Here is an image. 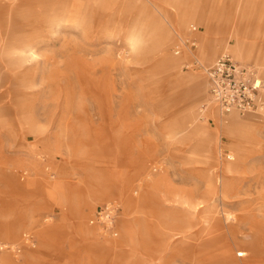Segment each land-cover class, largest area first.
Returning a JSON list of instances; mask_svg holds the SVG:
<instances>
[{
    "label": "rangeland",
    "instance_id": "374dc122",
    "mask_svg": "<svg viewBox=\"0 0 264 264\" xmlns=\"http://www.w3.org/2000/svg\"><path fill=\"white\" fill-rule=\"evenodd\" d=\"M224 54L264 80V0H0V264H264V104L211 113Z\"/></svg>",
    "mask_w": 264,
    "mask_h": 264
},
{
    "label": "built area",
    "instance_id": "2783aa9c",
    "mask_svg": "<svg viewBox=\"0 0 264 264\" xmlns=\"http://www.w3.org/2000/svg\"><path fill=\"white\" fill-rule=\"evenodd\" d=\"M174 52H180L178 45L174 46ZM206 76L208 106L215 105L222 114L231 111L245 114L263 106L264 80L253 66L224 54L206 69ZM109 210V205L102 206L96 212L95 220L107 218Z\"/></svg>",
    "mask_w": 264,
    "mask_h": 264
},
{
    "label": "crops",
    "instance_id": "0c3cea01",
    "mask_svg": "<svg viewBox=\"0 0 264 264\" xmlns=\"http://www.w3.org/2000/svg\"><path fill=\"white\" fill-rule=\"evenodd\" d=\"M207 59H210L209 57H207ZM180 116L182 118H187V119H192V114L191 111L189 110L188 107H186V105L183 107L182 112L180 114ZM234 117V116H232ZM233 119V118H232ZM231 121H224V120H220L222 126L224 124V126H226L229 131H240V135H248V136H252L254 135V131L257 127V123L253 120H250V118H244L242 120H232ZM185 129V128H184ZM188 131V135H202L203 136V140H204V144L206 146V142L209 143L208 139H209V131H200L201 130V126L199 124H197L196 126L190 127L189 129H187ZM212 137L214 138V142L218 145L219 143V136L216 135H212ZM208 150V149H207ZM210 151V150H208ZM239 255H242L241 253H239ZM226 264H230L229 261H226Z\"/></svg>",
    "mask_w": 264,
    "mask_h": 264
},
{
    "label": "bare ground",
    "instance_id": "6f19581e",
    "mask_svg": "<svg viewBox=\"0 0 264 264\" xmlns=\"http://www.w3.org/2000/svg\"><path fill=\"white\" fill-rule=\"evenodd\" d=\"M234 47H235V53H236V55L237 56H239V57H242V54H241V45L240 44H235L234 45ZM181 79V78H180ZM179 80V79H178ZM177 79L175 80V83H176V81H178ZM191 102H187L186 103V107H188L189 108V110L191 111V114H192V119H187L186 117L184 118V121H186L187 123H188V125L190 124V125H194V126H196L197 124H194L193 122L195 121L196 122V120H195V118H194V116H193V113H192V108H191ZM210 107V109H212L213 111H211V113L212 114H214L215 116H216V113L214 112V110H216L217 109V107L215 106V105H210L209 106ZM208 107V108H209ZM216 108V109H215ZM221 113V112H220ZM228 115H230L231 117L233 116V112H229L228 113ZM198 116V115H197ZM197 119V118H196ZM221 120H224V119H222V118H220ZM228 120V119H227ZM224 121H226V120H224ZM190 122V123H189ZM193 123V124H192ZM224 125V124H223ZM213 138V137H212ZM230 158V157H229ZM227 169H230V167H226ZM147 225V224H146ZM154 227H155V225H154ZM154 229V228H153ZM158 230V229H157ZM148 231V230H147ZM253 246H254V244L252 245V248H253ZM242 254H244V253H242ZM246 254V253H245Z\"/></svg>",
    "mask_w": 264,
    "mask_h": 264
}]
</instances>
